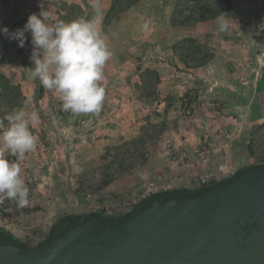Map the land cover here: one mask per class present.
I'll list each match as a JSON object with an SVG mask.
<instances>
[{
  "label": "rangeland",
  "instance_id": "374dc122",
  "mask_svg": "<svg viewBox=\"0 0 264 264\" xmlns=\"http://www.w3.org/2000/svg\"><path fill=\"white\" fill-rule=\"evenodd\" d=\"M158 2L153 15H161L165 24L150 41H141L138 52L146 59L140 60L139 77L136 72L127 82L136 80L138 92H106L105 85L99 113L65 112L56 92L35 83L23 92L7 78L2 54L0 118L14 110L39 115L30 125L36 147L23 160L0 146L10 161L19 163L29 189L23 208L7 198L0 202V226L25 245L40 246L66 216L127 215L152 195L151 184L159 178L175 180L177 190H196L264 163V0ZM170 2L173 11L166 18ZM18 4L21 0L16 5L20 22L42 10L40 4L23 14ZM49 4L42 5L50 25L84 15L74 3L66 5L70 14L65 16ZM220 10L235 22L229 20L225 32L217 23L199 24L216 22L217 16L195 20ZM105 15H99L102 24ZM185 21L189 25L180 26ZM28 41L16 47L32 70Z\"/></svg>",
  "mask_w": 264,
  "mask_h": 264
},
{
  "label": "water",
  "instance_id": "95a60500",
  "mask_svg": "<svg viewBox=\"0 0 264 264\" xmlns=\"http://www.w3.org/2000/svg\"><path fill=\"white\" fill-rule=\"evenodd\" d=\"M0 264H264V164L124 220L72 225L37 249L2 244Z\"/></svg>",
  "mask_w": 264,
  "mask_h": 264
},
{
  "label": "clouds",
  "instance_id": "9594fccd",
  "mask_svg": "<svg viewBox=\"0 0 264 264\" xmlns=\"http://www.w3.org/2000/svg\"><path fill=\"white\" fill-rule=\"evenodd\" d=\"M94 15L91 19L77 18L65 22L57 20L46 23L49 13L29 15L23 28L10 31L0 25V34L10 40H17L24 47L25 33L31 34L32 52L30 60L34 63L31 75L41 85L59 94L65 112L74 114L99 113L105 98L104 67L112 56L99 28V0H91ZM227 13L216 17L220 32L229 29ZM260 27L264 29V21ZM39 120L36 111L14 110L0 118V146L17 160H23L26 153L32 152L37 138L30 129ZM29 189L21 175L18 162L10 161L0 152V202L4 198L15 201L18 207L28 204Z\"/></svg>",
  "mask_w": 264,
  "mask_h": 264
},
{
  "label": "crops",
  "instance_id": "0c3cea01",
  "mask_svg": "<svg viewBox=\"0 0 264 264\" xmlns=\"http://www.w3.org/2000/svg\"><path fill=\"white\" fill-rule=\"evenodd\" d=\"M21 0L19 5L20 13H29L32 7L36 5L44 4L48 7L49 3H53L55 10H58L63 15L70 14V10L67 7L68 5H77L80 7L81 12L84 13L79 18L91 19L90 17L95 14L91 6V0H29L24 2ZM19 1L13 0H0V25H4V21L8 20V17H13L10 19V22L4 26H7L9 30L12 26H17L18 28H23L25 21H19L20 15H17ZM23 2V4H22ZM74 3V4H73ZM158 0H141L136 5L131 7L129 10L125 11L120 19L111 22L110 24L99 22L97 27L101 31L103 29L102 36L109 47V50L112 53L109 61L106 62L104 67V79L101 81L102 86L106 85V92H138L137 81L134 80V83H127L130 76L136 75L139 77L140 60L144 61L146 58L138 52V47L141 45V41H150L152 36L156 34L158 29H161L162 25L165 22L160 21L161 15H153V8L158 4ZM100 4V13H107L111 7V0H99ZM67 5V6H66ZM161 6V5H159ZM144 9V10H143ZM173 5L170 4L166 6L164 17L170 18L169 13H172ZM3 14V16H2ZM13 14V15H12ZM65 16V15H64ZM77 19V18H76ZM28 20V19H27ZM69 17L68 21H72ZM75 20V19H74ZM214 20L200 22L199 24L204 25L205 27L212 26L216 22ZM161 24V25H160ZM172 23L169 21L168 30H172ZM16 28V27H15ZM166 28V27H165ZM174 31V30H173ZM172 31V37H175V32ZM27 39L25 43H30L31 35L25 33ZM162 36V34H161ZM175 39V38H174ZM17 40H8L3 34H0V45L5 46V49L0 48V59L2 54H6V61L8 62L6 76L13 83L21 85V90L24 92L27 86H32V84H38L40 87H43L38 79H34L31 75V70H29L27 58L17 49ZM11 46V47H10ZM29 54V53H28ZM30 61V55L29 59ZM20 61V62H19ZM11 62V64H10ZM28 62V63H27ZM199 68H202L199 67ZM136 81V82H135ZM35 87L34 85L32 86ZM46 89V88H45ZM47 90V89H46ZM49 90V89H48ZM30 91V90H28ZM52 91V90H49ZM55 92V91H54ZM59 96L58 93H55ZM240 170L234 172L236 174ZM80 216V215H78ZM67 217V216H66ZM62 219V218H61ZM60 219V220H61ZM63 221V220H61ZM57 223V222H56ZM55 223V224H56ZM54 224V225H55ZM60 224V221H59ZM53 225V227H54ZM1 227V226H0ZM52 227V230H54ZM14 235V234H13Z\"/></svg>",
  "mask_w": 264,
  "mask_h": 264
},
{
  "label": "trees",
  "instance_id": "16d2710c",
  "mask_svg": "<svg viewBox=\"0 0 264 264\" xmlns=\"http://www.w3.org/2000/svg\"><path fill=\"white\" fill-rule=\"evenodd\" d=\"M139 1H141V0H111V7L105 15V21L104 22L107 24H110L111 22L120 19L121 15L125 11L129 10L131 7H133ZM222 12L226 13L227 10H220L219 12L217 11L216 13H213V14L210 13L206 17L203 16V17H200V18L195 19V20L196 21H204L206 19L208 20L212 17L219 16ZM188 25H189V22H187V21L180 23V26H188ZM262 164H264V163H261L259 165L246 167V168L240 170L239 172H237L236 174H234L231 178L225 179V180L220 181V182L208 184L206 186H203L201 189H196V190L178 189V190H175L173 192H163V193H159V194H153V195L149 196L148 198L144 199L142 202H140V204L137 205L132 212H130L127 215L120 216V217H113V216H110V215H107L104 213L93 212V213H89V214L80 215L78 218H74V219L69 218L66 221H60V224L54 230H52L49 238L46 241H44L40 246L35 247V248H31V247L25 245L24 243L21 242V240L18 237L13 235L10 231L6 230L5 228L0 227V245H2V244L19 245L24 250L37 249V248H40L42 246L49 244L56 236L65 232V230L72 225H76V224H79L81 222H86V221H91V220H99V221H103V220H124V219H127L128 217H130L131 215H133L134 213H136L139 209L150 204L151 202H153L157 198L166 197V196H169L171 194H183V193H188V192L204 191L206 189L215 187L221 183L231 181V180L239 177L240 175H242L246 171H248L254 167L260 166Z\"/></svg>",
  "mask_w": 264,
  "mask_h": 264
},
{
  "label": "built area",
  "instance_id": "2783aa9c",
  "mask_svg": "<svg viewBox=\"0 0 264 264\" xmlns=\"http://www.w3.org/2000/svg\"><path fill=\"white\" fill-rule=\"evenodd\" d=\"M177 159V156L175 157ZM202 183L205 184L206 180H202ZM176 182L175 180H166L165 178H159L155 184H151V192L153 194H159L163 192H173L176 189ZM151 196V195H150Z\"/></svg>",
  "mask_w": 264,
  "mask_h": 264
}]
</instances>
